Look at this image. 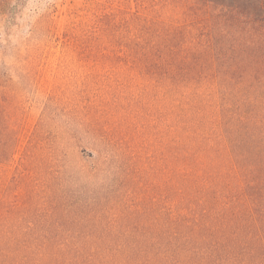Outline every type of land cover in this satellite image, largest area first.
<instances>
[{
  "label": "trees",
  "instance_id": "16d2710c",
  "mask_svg": "<svg viewBox=\"0 0 264 264\" xmlns=\"http://www.w3.org/2000/svg\"><path fill=\"white\" fill-rule=\"evenodd\" d=\"M187 2L206 25H162L142 51L170 183L157 220L118 228L134 235L41 234L116 229L43 224L32 201L62 172L29 142L0 205V264H264V0ZM7 108L0 162L18 143ZM91 145L98 162L86 178L130 175L120 143Z\"/></svg>",
  "mask_w": 264,
  "mask_h": 264
},
{
  "label": "rangeland",
  "instance_id": "374dc122",
  "mask_svg": "<svg viewBox=\"0 0 264 264\" xmlns=\"http://www.w3.org/2000/svg\"><path fill=\"white\" fill-rule=\"evenodd\" d=\"M191 5L0 0V103L18 136L13 156L0 162V205L21 170L24 150L37 141L40 154L53 153L49 159L62 172L34 197L38 219L64 229H116L41 234L134 235L118 228L157 220L170 183L168 170L163 173L159 94L142 51L157 41L162 25L205 26L203 7ZM110 139L121 144L130 175L86 178L82 172L98 162L91 144Z\"/></svg>",
  "mask_w": 264,
  "mask_h": 264
}]
</instances>
